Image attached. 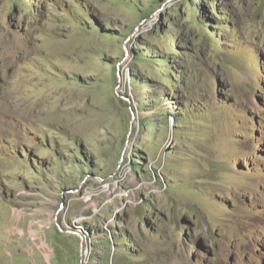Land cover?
Masks as SVG:
<instances>
[{"label":"rangeland","instance_id":"1","mask_svg":"<svg viewBox=\"0 0 264 264\" xmlns=\"http://www.w3.org/2000/svg\"><path fill=\"white\" fill-rule=\"evenodd\" d=\"M0 264H264V0H0Z\"/></svg>","mask_w":264,"mask_h":264}]
</instances>
